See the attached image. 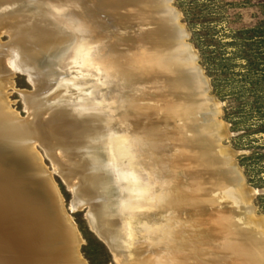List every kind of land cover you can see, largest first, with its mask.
Returning a JSON list of instances; mask_svg holds the SVG:
<instances>
[{
  "label": "bare ground",
  "instance_id": "1",
  "mask_svg": "<svg viewBox=\"0 0 264 264\" xmlns=\"http://www.w3.org/2000/svg\"><path fill=\"white\" fill-rule=\"evenodd\" d=\"M137 1L0 0V37L11 39L0 41V264H86L37 144L76 198L70 210L88 207L91 229L119 263L234 261L232 212L211 211L219 205L202 185V154H181L179 147L190 149L188 142L171 139L168 117L157 105L162 97L140 87L149 78L121 49L132 38L110 33L113 21L124 26L122 21L135 20ZM16 73L35 88L23 96L31 119L8 109ZM198 107L210 145L226 137L219 104L201 101ZM224 156L219 167L238 181L233 153ZM210 186L218 191L217 180ZM252 190L250 203L258 193ZM210 217H219L226 234ZM225 237L223 251L230 254L222 256ZM252 247L241 246L247 260L264 262Z\"/></svg>",
  "mask_w": 264,
  "mask_h": 264
},
{
  "label": "rangeland",
  "instance_id": "2",
  "mask_svg": "<svg viewBox=\"0 0 264 264\" xmlns=\"http://www.w3.org/2000/svg\"><path fill=\"white\" fill-rule=\"evenodd\" d=\"M173 6L182 14L181 22L190 33L188 42L197 50L199 64L210 80V95L219 104L218 120L228 131L223 145L235 152L246 185L258 192L252 201L255 217L264 229V0H174ZM9 39L6 33L0 37L2 44ZM12 82L14 87L7 91L8 109L12 110L11 102L22 120L31 119L23 96L32 94L34 86L23 73H16ZM37 150L68 208L72 191L55 172L43 147L37 144ZM87 211L83 207L70 214L84 240L80 250L84 261L121 264L91 229Z\"/></svg>",
  "mask_w": 264,
  "mask_h": 264
},
{
  "label": "water",
  "instance_id": "3",
  "mask_svg": "<svg viewBox=\"0 0 264 264\" xmlns=\"http://www.w3.org/2000/svg\"><path fill=\"white\" fill-rule=\"evenodd\" d=\"M173 3L174 0H138L135 20L132 22L122 21L124 26H120V21H113L109 26L111 28L110 33H115L122 38H132L131 41H122L121 49L130 58L131 63L129 62V64L132 67L134 66V69L137 67L140 70L142 69V73L145 74L147 79L149 78L141 83L140 87L153 96L162 97L160 104H157V101L155 102L159 111H161L160 115L162 117L166 116L164 117L166 119L168 117L171 127L170 133H172L171 139L174 140L176 135L177 138H183L188 142L190 149H187V146L186 148L180 146L181 154H186L189 157L202 154V161L206 166V172L203 173V178H201L202 185L210 193V199L220 207V209L216 207L217 210L211 211L217 212L218 215L227 212V210L232 212L230 231L236 234V238L232 241H237L238 251L232 254L223 251L224 244H227L226 241L228 240L225 237V240L219 242L221 246L218 243L221 250L218 253L222 256L228 253L234 257V261H229L228 264H257L253 261L249 262L246 257L247 252L241 248V246L251 243L255 258L264 259V229L257 225L255 221L253 201L250 203V191L252 189L246 185L242 170L235 161V152L230 150L234 155L232 167L236 172L238 181L230 179L222 167H219L220 162L222 165L224 164V154L229 150V147L223 145L226 138H217L210 145V139L207 137L205 129L202 128L206 123L204 111L198 107V103L201 101L218 102L215 97L210 95L212 90L210 80L199 64L200 57L197 50L188 42L190 33L181 22L182 14L173 6ZM148 12H151L150 16L147 15ZM126 23H129V26ZM178 56L181 58H178ZM137 57H143L146 63L141 64L140 60L135 59ZM132 60H135L136 64ZM126 83L117 85L124 86ZM121 94L125 95L123 92ZM10 107L14 113L19 115L12 108L11 102ZM211 146H215L214 154H209ZM37 154L44 165L43 157L38 150ZM183 175L186 177L185 173ZM52 180L56 187L55 195L58 200L62 199L63 201V213L69 220L70 230L78 239L79 255L83 259L80 250L84 240L70 215L80 209L72 211L70 207L67 208L59 188L53 178ZM213 180H217L219 184L216 192L210 186ZM241 193L245 195V201L241 200ZM75 199L73 196L70 204L74 205ZM212 212L210 213L213 214ZM246 218L251 219V225L248 224ZM218 219H211L210 217L211 223L213 224L214 221L218 226V230L221 228V231L226 234L222 230L221 224L218 223ZM215 225L213 224V226ZM218 235L222 237L220 232ZM258 264H264V262L260 261Z\"/></svg>",
  "mask_w": 264,
  "mask_h": 264
}]
</instances>
